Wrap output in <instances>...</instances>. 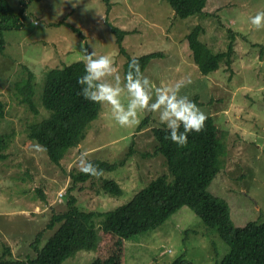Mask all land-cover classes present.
Segmentation results:
<instances>
[{
	"label": "rangeland",
	"instance_id": "374dc122",
	"mask_svg": "<svg viewBox=\"0 0 264 264\" xmlns=\"http://www.w3.org/2000/svg\"><path fill=\"white\" fill-rule=\"evenodd\" d=\"M7 1L15 14L24 10L21 26L4 32L0 54V100L5 104L0 134L8 137L6 159L0 161V257L8 248L12 258H35L31 243L43 231L39 248L43 247L54 232L46 228L49 218L67 209L70 196L85 212L106 213L125 205L159 176L174 181L164 158L154 155L151 129L162 126L155 113L142 112L137 125L121 127L111 118L110 107L100 105L85 139L58 165L29 139L28 125L48 115L40 104L46 72L84 63L82 44L96 57L109 56L122 82L129 58L159 53L142 73L153 89L181 84V94L212 117L219 129L220 171L209 192L228 204L236 226L264 223V28L249 22L264 11V0H208L202 14L185 19L176 17L165 0ZM196 26L202 28L199 42L213 54L232 46L228 58L208 75L194 64L186 41ZM113 27L126 32L121 43L125 54L120 53ZM24 67L35 76L36 114L21 103L14 88ZM146 117L149 122L137 132ZM81 152L89 160L124 165L74 183L71 175L81 172ZM107 180L118 183L120 196L102 191ZM96 232L98 240L101 237L98 246L79 251L62 264H90L118 254L122 264H172L181 257L189 264H215L228 252V246L187 207L139 237V242L124 243L121 252L112 247L100 221Z\"/></svg>",
	"mask_w": 264,
	"mask_h": 264
},
{
	"label": "trees",
	"instance_id": "16d2710c",
	"mask_svg": "<svg viewBox=\"0 0 264 264\" xmlns=\"http://www.w3.org/2000/svg\"><path fill=\"white\" fill-rule=\"evenodd\" d=\"M165 1L176 17L185 19L202 14L208 0ZM23 10L24 8L15 14L7 0H0V54L5 48L4 32L21 26ZM71 28L82 36L79 29ZM201 31L202 28L196 26L186 36V41L194 64L202 74L208 75L218 70V62L228 58L232 46H229L228 52L213 54L207 45L199 42ZM111 32L116 36L120 53L125 54L121 43L126 32L114 27ZM160 56L159 53H152L136 58L142 73L151 59ZM83 73V62L48 70L40 94V104L48 115L39 122L28 125L29 139L37 143L49 161L56 165L69 149L77 147L85 139L91 122L97 119L100 112L99 104L85 100L80 94L81 86L77 83V78ZM14 88L21 96V103L36 114L33 100L35 76L30 69L22 68L20 79ZM4 114L5 104L0 100V119ZM148 122L149 117L143 119L137 132ZM204 125L201 132L188 135L187 144L183 147H178L165 138L167 133L163 125L151 129L156 142L154 155L164 158L174 180L172 183L167 182L166 177L159 176L138 191L125 205L106 213L85 212L77 207V202L70 196L66 203L67 209L52 213L49 218L46 228L54 232L43 247L39 248L43 231L37 233L31 243L35 258H12L9 249L5 248L0 264H62L77 252L91 250L99 245L101 237L98 240L96 232L99 221L103 233L109 236L110 241L112 239V247L121 252L124 243L139 242V237L157 229L182 207L189 208L228 246V252L215 264H264V223L251 221L243 226H236L231 219L228 204L208 190L220 171L221 135L212 117H207ZM7 145V135L0 134V161L6 159L3 150ZM90 161L102 169V173L124 165L123 162L109 163L97 159ZM71 177L74 183H85L92 176L80 172ZM102 191L115 197L122 194L114 180L104 181ZM90 264H122V261L118 254L97 258ZM172 264L189 262L181 257Z\"/></svg>",
	"mask_w": 264,
	"mask_h": 264
},
{
	"label": "clouds",
	"instance_id": "9594fccd",
	"mask_svg": "<svg viewBox=\"0 0 264 264\" xmlns=\"http://www.w3.org/2000/svg\"><path fill=\"white\" fill-rule=\"evenodd\" d=\"M256 28H264V11H258L249 19ZM84 73L77 78L80 94L85 100L109 106L111 118L121 127H133L139 123L142 112L155 113L166 130V139L183 147L190 133L204 129L205 112L187 95L181 94L182 85L159 86L153 89L148 77L142 74L140 64L132 58L123 82L112 59L107 55L96 57L87 52L83 44ZM80 171L90 176H100L102 169L93 164L84 152L78 158Z\"/></svg>",
	"mask_w": 264,
	"mask_h": 264
}]
</instances>
